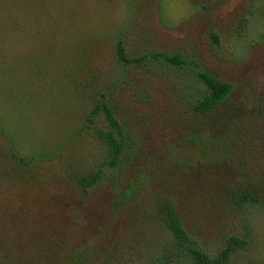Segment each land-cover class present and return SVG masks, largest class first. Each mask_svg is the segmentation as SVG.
Listing matches in <instances>:
<instances>
[{
    "label": "rangeland",
    "instance_id": "1",
    "mask_svg": "<svg viewBox=\"0 0 264 264\" xmlns=\"http://www.w3.org/2000/svg\"><path fill=\"white\" fill-rule=\"evenodd\" d=\"M120 37L130 57L181 54L188 64L123 65L116 57ZM198 71L231 85L220 111L250 110L258 152L248 163L264 169V0H0V168L12 166L10 142L39 156L24 174L27 181L0 180V199L24 209L32 225L15 226L12 218L13 227L0 231L12 240L26 232L21 243L27 247L29 235H45L38 244L45 254L30 247L21 264H71L80 251L108 249L134 230L137 211L169 185L177 193L196 188L175 201L193 229L214 237L224 219L215 208L194 205L203 189L182 169L183 150L167 149L185 132L183 102L195 95L190 78L203 87ZM103 94L134 137L131 161L121 168L107 166L104 147L86 124ZM96 125L109 127L103 112ZM100 169L102 179L88 192L76 183ZM143 172L152 178L118 209L115 184L125 189ZM248 218L252 245L239 260L257 264L264 261V210L252 209ZM151 230L165 235L157 223Z\"/></svg>",
    "mask_w": 264,
    "mask_h": 264
},
{
    "label": "trees",
    "instance_id": "2",
    "mask_svg": "<svg viewBox=\"0 0 264 264\" xmlns=\"http://www.w3.org/2000/svg\"><path fill=\"white\" fill-rule=\"evenodd\" d=\"M124 41V38L120 37L116 43V57L123 65L164 60L179 68L188 64L181 54L168 56L154 53L130 57ZM197 78L203 87L197 88V80L191 77L192 85L189 88L195 90V95H190V98H186V103L183 102L185 132L167 149L183 150L182 169L187 170L186 173L189 172L187 177L193 175L198 181H190L191 183L203 189V192L197 195L199 200H194V205L203 210L215 208L216 214L224 219L221 229L213 233L214 237L209 238L205 237L202 231H198V228L193 229L188 222L189 217L180 209L175 198L184 191H196V188L186 187L184 191L177 193L179 188L173 191L169 185L164 196L153 197L149 206L137 211L140 216L134 219L136 220L134 230L136 228L139 230L135 232L133 230L130 234L128 232V235L125 234L108 249L92 251L90 255L89 250L73 254L71 264H244L239 260V256L249 251L252 245L248 213L257 208L264 210V169L254 167L253 162L250 168L248 163L253 150L254 155L258 152L252 148L255 136L249 122L252 115L250 110L244 107L242 115H236L232 111L233 108H224L220 111V106L232 91L231 85L207 72L198 71ZM101 97L87 116L86 124L103 145L105 156L108 158L107 166L121 168L131 161L133 149L131 143L134 137L130 136L128 130H123L128 122H123V125L119 123L118 117L105 99V94ZM100 112L104 113L108 128L96 125ZM2 134L5 137L3 130ZM8 154L6 159L12 166L4 164L5 168H0V180L5 184L16 183L18 179L25 180L24 174L30 171L28 169L39 157L20 153L13 142H10ZM3 169H7V177ZM102 172L100 169L91 177L88 174L81 176L76 183L88 192L102 179ZM152 174L154 176L157 172L152 170ZM151 178L148 173L143 172L139 179L119 191L118 184L114 183L118 209L132 198L142 183ZM15 205L8 200L0 199V228H3V231H6L7 227H13L10 224L12 218L18 219V223L14 221L15 226L17 224L23 225L24 228L27 225L32 226L28 221L27 212ZM140 217L148 220L149 225L141 223ZM237 220L243 231L235 230ZM153 223L161 226L165 235L157 237V233L151 230ZM25 233L21 231L19 238L12 240L6 232L0 231V264H21L30 255L21 253L30 247L35 253L45 254L44 247L38 245L42 244L45 235L42 234L39 238L36 234L29 235L27 241L31 244L27 247V243H21L24 241L22 237ZM65 243L69 245L67 241ZM68 245L60 246L65 248ZM256 263L264 264V261L256 260Z\"/></svg>",
    "mask_w": 264,
    "mask_h": 264
}]
</instances>
